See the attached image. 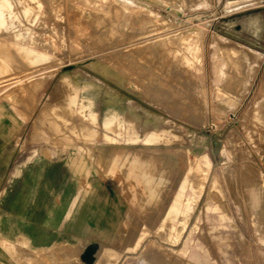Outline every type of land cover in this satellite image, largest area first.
Instances as JSON below:
<instances>
[{
    "label": "rangeland",
    "instance_id": "rangeland-1",
    "mask_svg": "<svg viewBox=\"0 0 264 264\" xmlns=\"http://www.w3.org/2000/svg\"><path fill=\"white\" fill-rule=\"evenodd\" d=\"M40 1L44 15L33 29L46 32L44 40L52 39L51 55L34 67L12 64L11 78L24 80L0 89V210L17 214L16 210L10 212L8 205L14 193L12 174L33 152H38L40 163H44L55 186L57 181L65 182L68 168L64 164L75 156L77 147L87 169L85 181L92 179L93 183H99L112 201L135 213L133 182L126 183L121 173L106 161L110 160L112 150L127 144L125 141L133 131L142 135L148 128L154 137L151 148L181 151L187 166L198 162L209 168L204 191L190 209L182 244L194 242L189 249L195 250L201 264H264V210L255 213V207L247 205L243 192V183L248 180L252 184L257 180L264 182V0H166V5L133 0L145 7L144 12H152L164 22L157 35L173 34L192 26L201 31L198 72L179 70L171 75L160 64L161 57L142 52L144 45L151 42L141 43L147 37L145 32L127 23L124 13H118L116 22L108 20L114 17L109 15L103 23L107 26L114 23L116 34L98 38L93 26L95 18L82 14L83 0ZM89 1L91 11L99 6H114L113 0H107V5L102 0ZM249 1H256L257 6L248 11L257 13L262 21L257 35L244 30L239 21L228 26L239 14H227L226 8ZM98 18L101 20L103 16ZM216 46L226 55L239 49L259 57L256 67L246 76V85L242 94H237V101L218 98L221 87L227 83L218 82L212 66ZM127 50L130 52L123 56ZM76 80L96 88L92 101L82 100V85ZM155 80H161L159 87ZM156 90L175 91L185 102L171 104L157 96ZM108 93L123 99L121 107L104 101ZM56 108L58 116L70 119L77 127L76 135L64 133L65 139L60 141L59 134L41 124L43 118L54 120L51 111ZM108 108L114 110L109 132L104 128ZM80 127L85 128V137L79 135ZM104 136H109L111 143H106ZM134 147L142 146L138 143ZM99 150L106 154L97 166L94 161ZM214 182L219 194L211 192ZM38 184L41 186V182ZM55 189L52 200L58 204L61 188ZM216 207L220 214L226 215L225 220L210 212ZM64 214L50 231L64 242L73 241L76 253H92L95 262L105 244L97 237L78 234L74 225L66 226L69 214ZM30 216L31 219L25 220L32 222L38 213L33 211ZM211 224L222 228L210 232ZM145 233V240L136 250L121 254L116 264H187L180 257L185 244H164L156 231ZM15 248L19 258L27 253L18 245ZM81 254L79 263L88 264ZM19 263L24 264L23 260Z\"/></svg>",
    "mask_w": 264,
    "mask_h": 264
},
{
    "label": "bare ground",
    "instance_id": "bare-ground-1",
    "mask_svg": "<svg viewBox=\"0 0 264 264\" xmlns=\"http://www.w3.org/2000/svg\"><path fill=\"white\" fill-rule=\"evenodd\" d=\"M102 1L107 5V0ZM113 1L114 6H99L95 8L96 11L89 10L91 1H82L85 6V12L82 14L95 18L93 26L96 28L98 38L116 34L114 23L112 26L103 23L109 15L114 17L108 20L116 22L119 19L118 13H124L123 19L127 23L134 26L137 31L145 32L147 37L141 43L151 42L144 45L142 52L161 57L160 64L166 66L167 75L179 70L198 72L197 65L201 62L202 52V36L198 27L192 26L173 34L157 35L158 27L164 24L157 15L144 12L145 7L139 6L133 0ZM152 1L166 5V0ZM255 2L249 1L239 6L230 4L226 8L227 14L236 12L239 15L228 26L232 27L239 21L244 30L257 35L262 21L257 13L251 14L250 10L248 11L257 6ZM173 10L178 12L177 8ZM245 10V13H239ZM43 15L40 0H0V89H8L9 86L21 84L24 80L19 77L11 78L9 73L12 64L22 63L34 67L47 61L52 39L44 40L47 33L36 32L33 29L34 25L40 23L39 19ZM101 16L103 18L100 20L98 17ZM216 49L218 50L211 59L212 66L219 77L218 82L227 83L221 87L220 94H222L218 98L224 96L228 101H237L238 95L242 94L241 90L246 85L245 78L256 67L255 63L259 62V57H252L250 52L239 49L230 50L228 55L223 54L222 49L218 47ZM129 52L127 50L122 55L125 56ZM152 76L157 77L154 74ZM160 81L155 80L157 87L160 86ZM76 83L82 85V100L92 101L96 96V88L78 80ZM155 93L174 105L180 104L179 101L185 102L175 91L163 93L156 90ZM105 96L107 98L104 101L110 106L121 107L123 102L121 97L109 93ZM58 110L56 108L51 111L54 120L43 118L41 124L48 125L50 130L59 134L57 136L62 141L65 139L64 133L76 135L77 127L70 119L58 116ZM113 111L111 108L107 110V121L104 123L107 132L111 131L110 118ZM145 129L142 135L133 131L125 141L127 144L113 148L109 156L110 160L106 161L107 165H112L113 169L121 173L126 183L133 182L135 213L123 204L112 201L105 188L99 183H93L92 179L85 181L86 167L79 155V148H75V156L68 158L64 164L68 168L65 182L57 181L55 186L44 163H40L38 152H33L23 166L12 174L11 188L14 193L8 205L10 212L16 210L17 214H5L0 210V264H20L22 260L24 264H80L78 258L81 253H76L75 248H72L73 241L64 242L50 231V228L57 226L58 220L66 216L65 212L69 214L66 226L74 225L78 234L89 238L97 237L106 246L95 262L92 253H82L81 256L88 264H116L121 254L136 250L145 240V230L156 231L157 237L164 244H182L190 209L204 191L209 168L198 162L187 166L183 162L181 151L151 148L149 145L154 143V137L150 129ZM84 132L85 128L80 127L79 135L84 136ZM104 141L111 143L109 136H104ZM138 143L142 146L139 149L134 147ZM104 154H106L104 150L97 152L95 165L101 164ZM38 182H41V186ZM251 182L248 180L243 183L245 201L247 205L252 204L255 207V213L260 214L262 209L264 210V182L261 180H257L254 184ZM56 187L61 188L58 191L60 198L58 204L52 200ZM65 188L67 191H64ZM211 190L212 193L219 194L216 182L213 183ZM33 211H36L38 216L32 222L26 221V218L31 219L30 215ZM219 211L217 207L210 209L212 214H217L221 220H225L226 215L220 214ZM221 228L222 226L218 224H211L208 227L210 232H216ZM184 244L180 249L182 250L180 257L186 260L187 264H201L197 254L194 253L195 250L189 249L190 244L194 245V242L186 241ZM17 245L22 247L19 249L27 252L26 254L21 252L25 254L22 255L23 257L17 256L18 251L15 248Z\"/></svg>",
    "mask_w": 264,
    "mask_h": 264
}]
</instances>
